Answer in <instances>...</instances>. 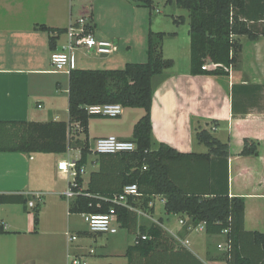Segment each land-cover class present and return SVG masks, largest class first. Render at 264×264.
Listing matches in <instances>:
<instances>
[{"label": "crops", "instance_id": "crops-1", "mask_svg": "<svg viewBox=\"0 0 264 264\" xmlns=\"http://www.w3.org/2000/svg\"><path fill=\"white\" fill-rule=\"evenodd\" d=\"M142 7L145 6L134 0H0V121L55 120L70 124L69 72L55 71L51 60L52 53L61 50L68 37L62 34L53 50L50 33L42 26L68 28L85 17L95 36H100L97 38L118 40L114 64L122 62L124 67L127 62L143 63L148 59V37L142 31L137 38V18L146 15ZM172 7L171 25L170 19L163 24L164 18L157 15L159 10L149 16L148 32L168 33L163 54L174 60V66L153 77L154 141L165 142L181 153H205L208 147L197 140L196 131L207 129L221 141L229 142L227 161L213 157L200 163L187 158L172 164L173 177L190 193L213 196L228 192L231 197H243L247 233L241 236L240 247L253 264H264L263 248L252 234H264V34L254 40L245 35L239 37L242 50L229 74H192L189 12L178 15L177 6ZM179 16L184 18L183 22H175ZM242 16L264 30V0H246ZM126 28L131 37L124 35ZM123 47L126 51L120 52ZM74 57L73 53L70 69L84 68ZM124 108L125 113L117 118L93 116L89 120L90 145L92 140L109 135L133 138L134 125L144 113L134 110L135 107ZM77 124H70V144L72 133L79 132L75 134L76 140L86 136L77 132ZM245 138L260 141L258 156L241 154ZM70 144L64 153L0 152V193H19L34 196L33 199L36 194L58 197V208L52 207L53 211L46 216L43 213L49 209L48 201L42 204L37 225L29 203L28 210L22 204L0 206V218L8 231L0 234V264H69L70 253L86 256L88 264H130L126 253L135 244L136 233L121 227L127 232L117 247V241L103 238V234L114 233H91L87 224L72 230V199L68 202L64 200L65 193L58 196L40 185L46 181L52 186L53 179L58 178L68 180L70 185L71 178L58 168L62 160L80 159L81 149ZM76 149L78 157L71 154ZM95 154L94 169L86 183L84 165L82 189L91 173L100 168V154ZM158 200L166 217L158 213ZM165 204L164 196L155 195L150 202L153 213L134 205L143 212H138L137 229L155 224L163 233L157 240L156 251L145 258L135 250L131 264H227L218 248V243L225 240L224 234H208L199 224H192L187 214L167 213ZM68 232L77 234L78 239L71 242ZM90 248L95 253L90 254Z\"/></svg>", "mask_w": 264, "mask_h": 264}, {"label": "trees", "instance_id": "trees-1", "mask_svg": "<svg viewBox=\"0 0 264 264\" xmlns=\"http://www.w3.org/2000/svg\"><path fill=\"white\" fill-rule=\"evenodd\" d=\"M150 9H155V0H134ZM246 0H167L189 12V34L191 38L192 74H229L231 66L238 60L242 50L240 36L256 39L264 30L256 22L243 18ZM179 16L175 22H183ZM50 33L51 48H56L57 40L68 30L67 27L52 28L42 26ZM168 33L149 30L147 39L146 62H127L122 68H72L69 71V114L70 124L78 123L85 138L75 141L81 149L78 167L88 163L91 145L88 137L89 120L93 117L86 106L106 103H121L123 107H140L144 114L135 123L133 140L137 148L133 151L115 154H100V168L90 175L86 188L82 189L83 177L77 180L80 193L71 200L69 212L74 214H106L115 209L121 227L136 233L135 244L129 246L126 255L132 263V254L136 250L142 257H148L156 251L157 240L162 229L155 224L136 227L138 212L126 206L118 205L104 196L121 192L127 184L136 183L142 196L132 199L148 213H153L150 202L155 195L166 199L167 213H185L192 224L205 222L208 234H223L228 228L225 239L232 242L233 248L229 264H253L244 255L240 245L244 228L245 199L241 196L216 194L203 196L190 193L174 179L172 164L184 159L208 162L213 157L228 160L229 142L216 138L207 129H198L196 138L208 147L205 153H181L165 142H155L152 124V103L154 96L153 77L162 74L174 66V60L163 54V42ZM70 124L66 121H0V152L22 153H64L68 151ZM259 140L245 138L241 154L258 156ZM34 196L19 193H0L2 204H22L28 210V203ZM139 202H134L138 201ZM139 203V204H137ZM40 203L30 211L35 224L39 222ZM8 233L0 218V234ZM264 251V234L252 233ZM146 235L147 239H143ZM264 253V252H263ZM226 260V255L223 253Z\"/></svg>", "mask_w": 264, "mask_h": 264}, {"label": "built area", "instance_id": "built-area-1", "mask_svg": "<svg viewBox=\"0 0 264 264\" xmlns=\"http://www.w3.org/2000/svg\"><path fill=\"white\" fill-rule=\"evenodd\" d=\"M68 40L61 50H56L52 53V64L55 71L69 72L72 63L73 53L76 49H87L89 53L94 55H109L118 51V41L114 39H101L97 38L92 31V26L85 17H80L77 21L72 23L66 32ZM41 107V105H39ZM87 111L92 116H104V117H118L123 111L124 107L121 103H106L95 104L86 106ZM80 129L81 126L77 124L76 129ZM74 131V130H73ZM76 131V130H75ZM137 148V144L128 139H122L115 135H109L105 137L97 138L93 145H91V152L97 154H115L119 152L133 151ZM58 168L65 172L67 178H71L69 189L66 190L65 195L69 199L75 198L80 191V185L77 180L79 175H82L85 171V166L78 167L77 160H62L58 163ZM142 196L136 183L127 184L123 187L121 192L117 194L104 196L105 199L112 201L115 204L126 206L135 209L137 212L143 214L142 211L136 209L132 204V199H136ZM38 201L41 200L42 195L36 194ZM29 206L35 207L36 204L33 201L29 202ZM85 221L91 233H116L117 225H120L117 219V215L114 208H111L109 213L106 214H93L84 213ZM205 222H201L198 227L205 229ZM229 233V229L226 228L223 234ZM68 239L73 242L78 239L77 234L68 232ZM143 239H147L144 235ZM218 248L226 255V262L229 264L231 258V251L233 248L232 242L229 239L218 243ZM89 253H95L94 248L89 249ZM69 264H88L87 257L83 255L69 254Z\"/></svg>", "mask_w": 264, "mask_h": 264}, {"label": "rangeland", "instance_id": "rangeland-1", "mask_svg": "<svg viewBox=\"0 0 264 264\" xmlns=\"http://www.w3.org/2000/svg\"><path fill=\"white\" fill-rule=\"evenodd\" d=\"M98 1H102V0H98ZM173 6H177V13L178 15H182V14H187L188 11L182 7H178V5H176L175 3L171 4V3H167L166 0H155V9L153 11V13H157L156 11L159 10V12L157 13V15H161V17H163V24H167V19H170V25L172 24V9H173ZM143 9L141 10H144L145 11V17L144 18H141L140 16L137 18V38L140 37L141 35V32L144 31L145 32V36H146V39L148 37V29H149V16H150V9L147 8V7H142ZM131 20H129L130 22ZM123 22V21H122ZM125 24V22H124ZM123 27V26H122ZM141 27L143 28V30H141ZM120 29H124V28H120ZM128 29H131V27H128ZM132 30V29H131ZM121 33H124L123 31H121ZM124 35L128 36V37H131V33H129V31L127 30L126 28V31L124 33ZM97 36V35H96ZM97 37H100L99 35ZM114 40L118 41L116 38H114ZM138 41V40H137ZM124 52L126 51L125 50V47H123V49H121L120 52ZM86 53V54H85ZM74 58L77 59V64L84 67V68H118V67H123L122 65V62L121 63H116L114 64L115 59L116 57H118L117 53H113V54H109V55H94L92 53H89L87 51V49H77L75 50L74 52ZM111 63L110 65L112 66H109L108 64ZM136 109L134 110H137L139 113H144V109L140 108V107H135ZM125 110L126 108H124V111H123V114L125 113ZM132 110V109H131ZM104 117V116H102ZM66 118V116H65ZM110 119L111 118H117V117H109ZM109 118H106V119H109ZM78 131H82V129H78ZM74 134V135H73ZM75 134H79L78 133H72V142L70 144V147H75L76 144H75V141H76V136ZM94 140L91 141L92 144H94ZM71 154L73 156H77L79 155V150H73L71 152ZM96 157V154L94 152H92L90 155H89V160H88V163L86 164V173H85V183L87 182L88 180V177H89V174L90 172L94 169V166H93V160L95 159ZM65 158L66 159H69V155L66 154L65 155ZM50 183H47L46 181L44 182H41L40 185H42L43 189L45 191H50V190H53L55 192L58 193V196H61L59 193H65L66 190L69 189V181L66 180V179H62V178H58L57 180L53 179V182H52V186H49ZM46 197H47V200H46ZM57 195L56 196H51L50 194H47L46 196L43 195L41 197V200L38 201L39 199L35 198L33 199V202L37 205V202H40L41 203V208H40V216H41V212H42V204H44L45 201H48V206H49V209L45 210V213H43V216H46L49 212L53 211L52 209L54 207L58 208V203H57ZM64 200H67L69 202V198H65ZM162 202L161 200H158V204H157V208H158V213H164L165 210H164V207H162ZM161 206V207H160ZM53 207V208H52ZM32 209V208H31ZM164 217L167 216V214H163ZM73 224H74V231H77L76 229L78 228H81V227H86V221H85V215L84 214H74L73 215ZM62 223V221H61ZM88 228V227H87ZM117 231H118V234L117 233H114V234H103V238H110L111 241H117V247L119 246L120 244V240H121V243H122V238L121 236L124 235V237L126 236V230L121 228L120 225H117ZM104 240V239H103Z\"/></svg>", "mask_w": 264, "mask_h": 264}, {"label": "bare ground", "instance_id": "bare-ground-1", "mask_svg": "<svg viewBox=\"0 0 264 264\" xmlns=\"http://www.w3.org/2000/svg\"><path fill=\"white\" fill-rule=\"evenodd\" d=\"M128 140H130V139H128ZM133 141V140H132Z\"/></svg>", "mask_w": 264, "mask_h": 264}]
</instances>
